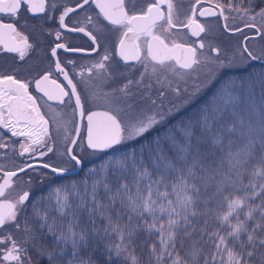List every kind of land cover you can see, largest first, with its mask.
Here are the masks:
<instances>
[{
	"label": "snow or ice",
	"instance_id": "snow-or-ice-1",
	"mask_svg": "<svg viewBox=\"0 0 264 264\" xmlns=\"http://www.w3.org/2000/svg\"><path fill=\"white\" fill-rule=\"evenodd\" d=\"M244 3L194 0L181 19L174 0H151L139 9L135 0H77L75 6L59 0H0V52L19 53L24 60L36 48L23 30L28 24L20 22L22 8L47 13L46 19L59 10L57 30L47 34L60 41L63 29L85 33L93 45L85 50L55 43L50 49L54 68L41 70L38 78L19 79L0 70V130L23 138L17 149L0 135V150L24 158L19 164L11 161V168L0 163V264H41L44 258L48 264H95L79 253L101 244L108 253L106 264L116 258L120 264H145L135 251L141 232L146 233L140 243L147 247L146 264H264V105L258 121L246 117L237 108L242 97L233 87L227 97L138 144L182 106L172 101L165 106L169 91L179 99L188 92V77L195 74L199 80L203 72L211 80L232 62L218 47L207 46L215 56L205 55L203 40L181 42L179 30L199 37L207 29L198 17H216L228 31L248 28L264 39V0ZM86 6H94L96 17L119 36L114 51L105 46L98 60L78 71L75 60L62 63L57 53L99 52L97 35L86 26L102 32V22L86 15L83 26L66 23ZM230 16H239L243 28L229 27ZM5 17L12 22L5 23ZM114 55L139 64V76L134 80L113 72ZM240 55L264 59L247 43ZM117 80L122 82L116 85ZM94 81L109 91L100 93ZM192 87L190 95L200 91L198 83ZM33 92L42 94L39 100ZM100 94L114 106L86 110L85 104ZM49 101L70 107L71 118L63 119ZM144 102L152 110L138 115ZM50 153L60 162L44 159ZM6 157L7 151H0V160ZM94 157L102 162L95 164ZM85 167L84 176L67 178ZM245 175L251 177L248 183ZM210 220L218 223L210 225ZM69 246L72 256L65 259Z\"/></svg>",
	"mask_w": 264,
	"mask_h": 264
},
{
	"label": "flooded vegetation",
	"instance_id": "flooded-vegetation-1",
	"mask_svg": "<svg viewBox=\"0 0 264 264\" xmlns=\"http://www.w3.org/2000/svg\"><path fill=\"white\" fill-rule=\"evenodd\" d=\"M51 2V0H49ZM59 3L61 5H67V6H75L77 3V0H59ZM98 10L94 8V6H86V10H78L77 13L70 14L69 18L66 19V23L69 25V27L74 26H83L84 25V19L86 15L93 16L94 21L97 22L99 25L101 22L105 25L104 30L102 32H97L94 30L92 25H87L86 28L88 31H92L94 35H97L98 42L101 44V48L99 52L97 53H91L88 52H64L62 49L58 50V56L61 59V62L63 63L66 59H73L76 61L77 64V70L79 71L80 66L82 65H88L96 60L99 59V56L103 53V50L105 46L109 48L110 51H114L115 45L118 40L119 33L112 28V26L107 25V22H103L102 18L96 17V12ZM47 13H37L32 14L27 11H25L23 8L21 10V16H20V22L24 23L26 22L28 24L27 29H23L25 31V34L29 35V39L31 43H34L36 45V48L32 51H29L28 55L25 56L24 60L19 59V53H3L0 52V70H3L6 74H15L17 78L19 79H32L34 77H37V73L44 69H52L54 68L53 60L55 58L51 57L50 55V49L54 46L55 43H68L70 47L75 48H82L85 50H88L93 47L90 38L85 35V33H79V32H68L67 29H63L62 31V38L60 41H56L54 35H48L47 33L49 31L55 32L58 28V20L56 17L59 15V10L55 14V17L52 19H46ZM215 17H208V18H201L198 17L200 22L202 23L205 19H210ZM77 21L80 22V24H77ZM4 22H12L9 18L5 17ZM19 26V25H18ZM41 26L42 29H41ZM37 29L34 31L33 29ZM183 32L187 33L190 38L193 40V44L195 45L197 43V39L193 38L191 34L188 32L187 29H181ZM201 37V36H200ZM200 39V38H199ZM38 41V42H37ZM187 43V42H185ZM115 56V55H114ZM113 56V58H114ZM117 60L121 63V65L126 64L125 62L121 61L118 56H116ZM135 63L134 61L128 62V64ZM14 69H19L18 72H14ZM71 74V72H70ZM38 78V77H37ZM53 78L58 79L59 81L66 83L63 81V77L59 76L58 74L54 73ZM74 80L77 79V77H73ZM94 84L97 85V88L100 93L109 91L107 87H102L99 82L94 81ZM29 91L32 92L33 89L30 86ZM33 95H36L38 100L39 97L42 94L33 92ZM41 103V110L45 111L46 115H50L47 111V109L43 105V101H39ZM107 100L103 97L102 94L99 95L98 99L91 100L85 104L86 110H97L102 109L106 110L104 103H106ZM49 104L52 105V107L56 110V112H60L63 115V119L67 120L71 118V108L64 106V105H58L56 101H49ZM0 135H3L4 141L9 142L16 146V148H19V143L23 142V138H13L11 137L10 132H8L7 129L0 130ZM81 135H84L83 129L81 130ZM57 149L60 151H63V146L61 145L59 139H57ZM0 151H7V157L4 160H0V163L6 164L9 168L12 167L11 161H15L16 163H22L24 158H20L16 153L12 152L11 150H0ZM46 160H53L56 162H60L57 155L49 154L48 157H45ZM96 158H94L95 160ZM79 171H82L81 169ZM31 173V170H29ZM23 176V174H21ZM26 178V177H25ZM22 185V180L18 183V190L19 187Z\"/></svg>",
	"mask_w": 264,
	"mask_h": 264
},
{
	"label": "rangeland",
	"instance_id": "rangeland-1",
	"mask_svg": "<svg viewBox=\"0 0 264 264\" xmlns=\"http://www.w3.org/2000/svg\"><path fill=\"white\" fill-rule=\"evenodd\" d=\"M246 3H244V6H247V0H245ZM137 8H143L148 3L151 2V0H135ZM174 2L177 4L180 12V18L183 19L186 15L189 14L190 6L194 2V0H174ZM225 3H227V0H224ZM235 3H239L240 0H234ZM203 24H205V27L207 31L205 33H202L200 39L203 40V42L206 44V48L202 50L205 55L208 56H215L214 52H211L209 47H218L221 49V56L227 55L229 59L232 61L230 65L226 67H222L211 80H208L203 72H201L200 79L194 80L195 74H193L192 77L187 78V88L188 92L184 93L179 99H176L174 95L169 91L167 96H165L163 103L166 107H170L169 101H172L177 104H181L179 111L174 112L173 115L169 116L168 120H170L175 114L183 111L187 106H190L197 98H199L201 95H203L210 87V85L215 81V79L223 72L227 71H235V70H244L247 65L254 62V60H251L246 55H240V52L242 51V45L244 43H247L249 46V49L255 54L260 55L264 54V39H261L259 35H256L254 33V30L243 28V24L241 23L239 16H236L235 19H233L231 16L229 18L228 24L229 27H241L243 28L242 32H235V31H228L223 27V21L221 18H210L205 19L202 21ZM246 37H254L252 39L246 40ZM178 38L181 42H187V43H193V40L190 38V36L183 32L182 30H179L178 32ZM264 62V59H256ZM111 68L112 71L117 74H124L125 76L131 77L132 79H136L139 76V73L142 71V67L135 63L132 64H122L117 60L116 56L111 61ZM172 78V77H170ZM122 81L117 80L116 85H119ZM177 82H180L177 80ZM198 83L200 85V91L196 92L194 95H190L193 92V83ZM181 83V87H184L185 85ZM116 85H113L114 87ZM158 87V86H157ZM153 96L157 95V92L153 90L152 93ZM184 101H187V103H183ZM106 108L113 107L114 104L109 103L108 101L104 103ZM152 105H150L148 102H144L143 104L138 105L137 114H146L149 113L152 110ZM168 123V122H167ZM162 124L158 126L156 129L166 125ZM97 158V157H94ZM93 158V159H94ZM34 175V173H33ZM39 187V186H37ZM45 261V264H48L47 258L42 259ZM41 260V261H42Z\"/></svg>",
	"mask_w": 264,
	"mask_h": 264
},
{
	"label": "trees",
	"instance_id": "trees-1",
	"mask_svg": "<svg viewBox=\"0 0 264 264\" xmlns=\"http://www.w3.org/2000/svg\"><path fill=\"white\" fill-rule=\"evenodd\" d=\"M246 3V1H245ZM258 10V9H257ZM262 81H264V62L260 60H254L251 64L247 65L244 70L227 71L221 73L215 81L210 85L209 89L197 98L190 106H187L183 111L175 114L168 123L158 129L151 132L146 138H141L138 142L139 145L147 144L157 133L163 135L166 128L170 127L171 124H175L177 121L184 120L188 117L193 116L200 112L201 109L206 108L209 105L215 103L219 97L227 95L235 90V94L241 96V100L237 105L238 110L248 118L254 121L259 120V110L264 105V87H262ZM231 82V83H229ZM111 154V153H110ZM118 155V154H117ZM95 164L102 162L100 157H97ZM93 165H89L91 167ZM88 168L85 167L76 175L67 176L68 179H78L85 175ZM251 179L250 176L245 175L244 182L248 183ZM260 177H257V182L260 181ZM61 182L57 180V183ZM98 224H103V220H98ZM210 225L218 223V221L210 220ZM252 223V222H250ZM146 237V233L141 232L138 239L136 240V254L141 257L142 260L147 262V247L143 249L140 247L141 241ZM116 240L115 234H113V241ZM108 243V241H105ZM49 246L51 247V239L49 240ZM208 251V249H206ZM183 254V253H182ZM80 256L88 259L89 256L95 264H106L108 253L104 250V245L101 244L99 248L92 251L91 248L82 249L79 253ZM114 255V254H113ZM72 256L71 247L69 246L68 251L65 253V259H70ZM41 264H45V261H41ZM111 264H120V259H114Z\"/></svg>",
	"mask_w": 264,
	"mask_h": 264
},
{
	"label": "water",
	"instance_id": "water-1",
	"mask_svg": "<svg viewBox=\"0 0 264 264\" xmlns=\"http://www.w3.org/2000/svg\"><path fill=\"white\" fill-rule=\"evenodd\" d=\"M201 18H208V17H201ZM200 36H201V35H200ZM200 36H199V37H194V36H192V37L195 38V39H197V42H198V41H200V39H199ZM129 62H130V61H129ZM93 111H103V110H102V109H97V110H93ZM79 170H80V168H77L75 172H71V173H68V174H66V175H67V176H68V175H76V174H78V173L80 172Z\"/></svg>",
	"mask_w": 264,
	"mask_h": 264
}]
</instances>
